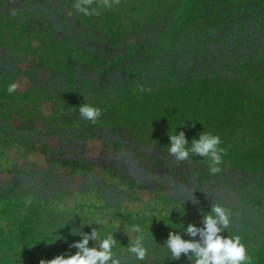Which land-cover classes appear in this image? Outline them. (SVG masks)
Here are the masks:
<instances>
[{
    "label": "trees",
    "instance_id": "16d2710c",
    "mask_svg": "<svg viewBox=\"0 0 264 264\" xmlns=\"http://www.w3.org/2000/svg\"><path fill=\"white\" fill-rule=\"evenodd\" d=\"M75 2L0 0V140L22 157L0 158V264L68 256L81 228L104 236L117 225L121 264H193L161 245L170 231L199 239L181 228L202 226L212 202L231 213L222 235L238 234L251 264H264V0H92L87 16ZM27 56L37 63L23 70ZM23 75L29 87L8 94ZM17 92L31 105L20 108ZM84 102L101 109L95 122L80 116ZM13 110L18 126L7 123ZM176 126L189 140L202 130L220 137L218 173L198 155L168 154ZM34 138L45 166L28 158ZM89 139L102 143L100 158L85 151ZM139 190L153 194L135 210L121 204ZM193 190L198 204L177 203ZM133 225L144 230V260L126 250Z\"/></svg>",
    "mask_w": 264,
    "mask_h": 264
},
{
    "label": "clouds",
    "instance_id": "9594fccd",
    "mask_svg": "<svg viewBox=\"0 0 264 264\" xmlns=\"http://www.w3.org/2000/svg\"><path fill=\"white\" fill-rule=\"evenodd\" d=\"M112 2L113 0H103V7H112ZM91 4L92 0H76L74 8L77 12L87 16L94 14ZM16 89L17 84L13 82L7 86L6 91L8 94H12ZM78 111L83 119L92 122H95L101 115L100 108L86 102L79 105ZM176 129L177 126L171 135L167 134L169 137L168 154L174 157L177 162L189 161L191 157L198 155L208 160L209 170L212 174L218 173L224 151L220 147L222 143L220 137L202 130L198 137L189 140L184 131L177 132ZM195 190L190 194L178 193L177 203L182 200L183 205L185 201L191 200L193 204H198L193 195ZM200 211L202 226L189 223L187 226L183 224L181 228L187 236L193 238L198 236L199 239H185L179 232L170 231L161 245L170 254L167 257L177 260L181 254H184L193 261V264H251L252 257L248 254L241 237L238 234L222 235L227 232L232 222L229 210L220 203L212 202L209 211L205 212L203 209ZM93 223L99 225L100 221L93 220L90 223H84L83 226ZM118 228H120L119 225L113 232L104 236L97 231V228H92L90 232H84L81 228V233L78 234L80 239L73 241L70 245L76 249L74 254L57 255L51 260H41L40 264H121L119 256L114 253L116 239L113 233ZM131 230L136 235L126 250L129 254L134 255L136 260H144L148 254L144 230L139 225H133ZM90 240L94 241L92 246H89Z\"/></svg>",
    "mask_w": 264,
    "mask_h": 264
},
{
    "label": "rangeland",
    "instance_id": "374dc122",
    "mask_svg": "<svg viewBox=\"0 0 264 264\" xmlns=\"http://www.w3.org/2000/svg\"><path fill=\"white\" fill-rule=\"evenodd\" d=\"M38 43L37 40H32V45L35 46ZM38 45V44H37ZM37 63V60L34 59L32 56H27L26 59L22 60V62L18 65L21 69L25 70L27 68H31L33 66H35V64ZM43 74V73H40ZM14 83L17 84V91H25L26 88L29 87L30 83H29V79H27L26 75L23 76H17L16 78H14ZM23 93V92H22ZM20 92H17V96L14 99L17 104L20 106V108L22 107L23 109L27 108L29 105H31V101H26L24 98V93L22 94ZM34 105V104H33ZM39 109L40 111L47 115L51 112V103L48 100L43 101L40 105H39ZM21 119L19 117V114L15 112V110H13L12 114L9 115V119L7 121V123L10 126H18V124L20 123ZM35 139V144L36 147L38 148V150H32L29 154H28V158L33 159L34 161H37L40 165L45 166V158L43 153H41L39 150L40 146L39 143L42 142L41 139L39 138H34ZM46 142L50 143V144H56V139L55 138H48L46 140ZM0 154L3 151L4 154L0 155L1 158V162L5 161L6 163L9 162V159L14 158V160H16L18 163H20L22 161V157L19 155V150L15 145H11L9 148H7L6 144H4V140L1 141L0 140ZM36 147H34L33 149H37ZM103 145L100 142V140L96 139V140H92L89 139L86 141L85 143V151L88 152V155H91V157L93 158H100L102 155V152H104L103 150ZM28 149V146H23V151H26ZM84 149H82L81 153L84 154ZM105 152L107 155H111L110 154V149H105ZM25 154V152L23 153ZM8 179V175L7 173H2L0 175V180L1 183H3L5 180ZM73 186L70 187V189ZM139 193L136 194L137 196H139L138 199H128V198H122L121 200V204L123 206H127L129 209L135 210L136 208L140 207L149 197L152 196V192H148L146 190H139ZM107 221V218L104 219V222ZM121 224V223H119ZM116 225V224H115ZM132 226L129 227V229L126 231L127 235H128V239H132L133 237V231L131 230Z\"/></svg>",
    "mask_w": 264,
    "mask_h": 264
}]
</instances>
